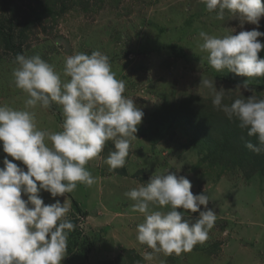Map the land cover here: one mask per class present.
Masks as SVG:
<instances>
[{"label":"rangeland","instance_id":"374dc122","mask_svg":"<svg viewBox=\"0 0 264 264\" xmlns=\"http://www.w3.org/2000/svg\"><path fill=\"white\" fill-rule=\"evenodd\" d=\"M215 16L201 0H0V106L22 109L28 98L14 84L17 54H39L67 81V56L100 51L125 81L123 95L144 113L125 166L110 169L105 163L115 150L109 140L86 165L96 182L65 194L66 219L79 218L80 224L69 233L61 264H264V151L245 146L258 145L257 137L217 110L210 89L200 85L202 79L215 81L226 91L222 103L230 105L249 95L264 99V77L218 72L198 47L201 31L223 37L257 25L227 10L223 20ZM257 30L264 32V17ZM258 56L264 58V49ZM245 80L251 91L237 88ZM34 111L38 129L62 130L60 105ZM5 156L0 142V167ZM168 171L188 178L194 194H207L217 219L208 239L192 251L161 252L146 261L144 253L153 250L138 242L136 231L144 215L131 211L135 202L125 193ZM40 195L45 204L65 199Z\"/></svg>","mask_w":264,"mask_h":264},{"label":"clouds","instance_id":"9594fccd","mask_svg":"<svg viewBox=\"0 0 264 264\" xmlns=\"http://www.w3.org/2000/svg\"><path fill=\"white\" fill-rule=\"evenodd\" d=\"M201 2L209 12H216L217 20H223L227 10L257 25L223 37L201 31L203 42L198 47L207 53L209 65L218 72L227 69L247 78L264 77V58L258 56L264 49L258 37H264V32L257 30L264 17V2ZM16 62L14 84L28 98L22 109L0 106V142L7 154L0 167V264H61L69 233L76 228L66 219L70 206L65 194L74 192L78 184L91 187L96 182L86 165L109 140L114 141L115 150L105 163L110 169L125 166L144 113L123 95L125 81L116 78L109 57L100 51L67 56L63 68V75L70 77L67 81L39 54H17ZM200 85L210 89L217 110L229 120H238L249 137H257L258 145L248 142L245 146L257 154L264 151V99L249 95L223 104V87L218 90L215 81L208 79ZM240 87L251 91L248 80ZM53 103L62 107V130L38 129L34 109L38 105L47 109ZM14 161L22 162L26 170ZM192 186L185 176L168 171L154 173L146 183L125 193L135 202L131 211L144 215V221L136 225L137 240L153 250L144 253V260L152 261L161 252L165 256L190 252L208 239L217 214L208 207V195L194 194ZM41 191L53 198L64 196V202L45 204ZM154 205L170 206V210H153ZM185 211L198 216H186Z\"/></svg>","mask_w":264,"mask_h":264},{"label":"trees","instance_id":"16d2710c","mask_svg":"<svg viewBox=\"0 0 264 264\" xmlns=\"http://www.w3.org/2000/svg\"><path fill=\"white\" fill-rule=\"evenodd\" d=\"M75 208H76V211L81 214L80 210L77 208V206L74 204ZM73 223L76 225V230H78V223H79V218H74V221Z\"/></svg>","mask_w":264,"mask_h":264},{"label":"built area","instance_id":"2783aa9c","mask_svg":"<svg viewBox=\"0 0 264 264\" xmlns=\"http://www.w3.org/2000/svg\"><path fill=\"white\" fill-rule=\"evenodd\" d=\"M80 223H78V225H79Z\"/></svg>","mask_w":264,"mask_h":264}]
</instances>
